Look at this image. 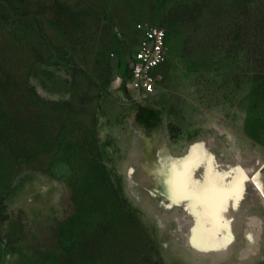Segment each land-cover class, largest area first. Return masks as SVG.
Masks as SVG:
<instances>
[{
  "label": "rangeland",
  "instance_id": "obj_1",
  "mask_svg": "<svg viewBox=\"0 0 264 264\" xmlns=\"http://www.w3.org/2000/svg\"><path fill=\"white\" fill-rule=\"evenodd\" d=\"M141 22L168 33L149 96ZM257 182L264 0H0V264H264Z\"/></svg>",
  "mask_w": 264,
  "mask_h": 264
},
{
  "label": "built area",
  "instance_id": "obj_2",
  "mask_svg": "<svg viewBox=\"0 0 264 264\" xmlns=\"http://www.w3.org/2000/svg\"><path fill=\"white\" fill-rule=\"evenodd\" d=\"M136 30L139 34L138 42L127 59L131 88L140 95L149 96L156 92L161 68L168 58V33L165 28L149 24L138 23Z\"/></svg>",
  "mask_w": 264,
  "mask_h": 264
},
{
  "label": "snow or ice",
  "instance_id": "obj_3",
  "mask_svg": "<svg viewBox=\"0 0 264 264\" xmlns=\"http://www.w3.org/2000/svg\"><path fill=\"white\" fill-rule=\"evenodd\" d=\"M194 166H195V164L191 163V158H189V160H186L183 162L184 171L182 173H177L176 172V162H174L173 167H172L173 175L170 178V180L168 181V183L172 186L173 190L177 191V192H181L183 194V198H185V199L189 198V196L186 192V189L188 186L189 170H190V167H194ZM247 179H248V177L244 174L243 170H239L238 177L235 179L234 185H233V193H234L235 198L237 200L239 198H241V194L243 191V182ZM256 181H258V177L254 178V182H256ZM257 186L258 187H264V186H261L258 182H257ZM192 245H193V247H195L201 251H207L208 250V248L205 247L202 244V242L199 240L197 235L193 236Z\"/></svg>",
  "mask_w": 264,
  "mask_h": 264
},
{
  "label": "bare ground",
  "instance_id": "obj_4",
  "mask_svg": "<svg viewBox=\"0 0 264 264\" xmlns=\"http://www.w3.org/2000/svg\"><path fill=\"white\" fill-rule=\"evenodd\" d=\"M177 168V167H176ZM204 180V179H203ZM192 181H193V179H192ZM163 187H164V189H165V186L164 185H162ZM206 186V185H205ZM168 191V190H167ZM169 191H172V190H169ZM190 191V190H189ZM192 191V190H191ZM204 191V190H203ZM196 193V192H195ZM154 194V193H153ZM202 194H204V193H202ZM211 194H212V192H211ZM190 195V194H189ZM201 195V194H200ZM207 195V194H206ZM169 196V195H168ZM198 196V195H197ZM196 196V197H197ZM217 196V195H216ZM194 197H195V195H194ZM208 197V196H207ZM206 198V197H205ZM210 198H211V196H210ZM214 199V198H213ZM211 202H212V200H211ZM191 205V204H190ZM192 208V207H191ZM194 211V210H193ZM192 211V212H193ZM209 211H211V210H209ZM212 212V211H211ZM196 213V212H195ZM195 218V217H194ZM212 219V218H211ZM179 222H180V227L181 228H183V220H182V218L180 219V218H178L177 219ZM203 220V219H202ZM162 222V221H161ZM211 222V221H210ZM192 229V228H191ZM209 229H211V228H209ZM192 231V230H191ZM194 231V230H193ZM208 231V230H207ZM209 232V231H208ZM207 232V233H208ZM196 234H197V232H196ZM195 234L194 233H191L190 234V236H189V234H186L185 235V240H186V243L189 245V246H191V247H193V245H192V239H193V236H194ZM201 235V234H200ZM203 235V234H202ZM198 236V235H197ZM206 236H207V234H206ZM208 237V236H207ZM199 238V237H198ZM207 240V239H206ZM209 241V240H208ZM203 244V243H202ZM203 245H206V243H204ZM194 249H196L197 251H201V250H199V249H197V248H195V247H193ZM212 251V250H211Z\"/></svg>",
  "mask_w": 264,
  "mask_h": 264
},
{
  "label": "water",
  "instance_id": "obj_5",
  "mask_svg": "<svg viewBox=\"0 0 264 264\" xmlns=\"http://www.w3.org/2000/svg\"><path fill=\"white\" fill-rule=\"evenodd\" d=\"M126 93L128 94L129 93V90L126 88Z\"/></svg>",
  "mask_w": 264,
  "mask_h": 264
}]
</instances>
